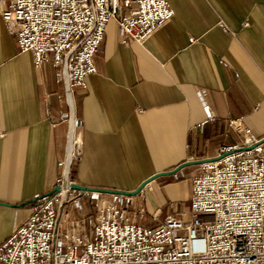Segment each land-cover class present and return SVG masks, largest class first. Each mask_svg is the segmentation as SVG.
Here are the masks:
<instances>
[{
	"label": "crops",
	"instance_id": "0c3cea01",
	"mask_svg": "<svg viewBox=\"0 0 264 264\" xmlns=\"http://www.w3.org/2000/svg\"><path fill=\"white\" fill-rule=\"evenodd\" d=\"M169 2L173 17L142 43H122L117 21L108 22L97 71L73 96L84 123L77 183L131 191L185 160L214 158L240 139L232 120L264 137V0ZM33 55L0 14V243L34 198L54 189L70 129L50 118L69 108L60 68L36 67ZM200 167L160 176L135 195L157 214L170 202L152 225L183 210L179 180L192 169L191 196Z\"/></svg>",
	"mask_w": 264,
	"mask_h": 264
},
{
	"label": "built area",
	"instance_id": "2783aa9c",
	"mask_svg": "<svg viewBox=\"0 0 264 264\" xmlns=\"http://www.w3.org/2000/svg\"><path fill=\"white\" fill-rule=\"evenodd\" d=\"M0 14L36 67L60 68L69 108L50 118L70 128L54 189L0 243V264H264V140L241 121H231L240 139L194 175L188 220L178 211L148 224L135 195L74 187L84 123L73 96L97 71L108 22L117 21L122 43H142L173 17L169 0H0Z\"/></svg>",
	"mask_w": 264,
	"mask_h": 264
},
{
	"label": "water",
	"instance_id": "95a60500",
	"mask_svg": "<svg viewBox=\"0 0 264 264\" xmlns=\"http://www.w3.org/2000/svg\"><path fill=\"white\" fill-rule=\"evenodd\" d=\"M262 140H264V137L262 138ZM206 160H208V159H188V160H185V161L181 162L180 164H178L177 166H175L171 169L163 170V171H160V172H157V173L151 175L146 180H144L135 190H131V191L112 189V188L85 186V185L79 184L77 182H76V184H74V187L77 189H80V190H89L90 189V190H98V191L106 192V193H118L119 192V193L127 194V195H137L141 190H143V188L148 183H150L154 179H156L160 176H164V175L176 174L177 172L181 171L183 168H185L187 166L200 164Z\"/></svg>",
	"mask_w": 264,
	"mask_h": 264
},
{
	"label": "rangeland",
	"instance_id": "374dc122",
	"mask_svg": "<svg viewBox=\"0 0 264 264\" xmlns=\"http://www.w3.org/2000/svg\"><path fill=\"white\" fill-rule=\"evenodd\" d=\"M75 165V163H74ZM73 165V167H74ZM73 172V169H72ZM74 173V172H73ZM72 173V174H73ZM191 173H192V169L188 168L187 171H185V175L187 176V178L182 177L180 181L181 184V188H182V195H181V199L178 202V206L179 208L182 207L183 210L182 212H184V210L186 211V215H185V219L188 220L191 217V211H190V187H191ZM177 202H175L177 204ZM143 205L145 206L144 202ZM170 202H168L166 205L163 206L162 211L160 212V214H157V210L151 211L148 210L147 207V211H146V218L145 222H147L148 224H152L151 220H155L157 218H159V216H162V214L165 212V210H169L170 209ZM146 209V207H145ZM86 210H90V206L86 205ZM178 212V211H176ZM169 213H173V212H169ZM154 215L156 216V218H154Z\"/></svg>",
	"mask_w": 264,
	"mask_h": 264
}]
</instances>
